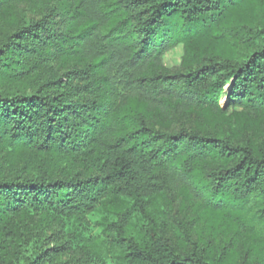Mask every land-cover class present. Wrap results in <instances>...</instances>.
Returning <instances> with one entry per match:
<instances>
[{"label":"trees","instance_id":"obj_1","mask_svg":"<svg viewBox=\"0 0 264 264\" xmlns=\"http://www.w3.org/2000/svg\"><path fill=\"white\" fill-rule=\"evenodd\" d=\"M16 1L0 0V264H264V0L10 17ZM182 49L189 64L164 66ZM166 194L186 204L177 237L151 214ZM119 199L146 225L106 223L117 260H63L70 246L28 224Z\"/></svg>","mask_w":264,"mask_h":264},{"label":"rangeland","instance_id":"obj_2","mask_svg":"<svg viewBox=\"0 0 264 264\" xmlns=\"http://www.w3.org/2000/svg\"><path fill=\"white\" fill-rule=\"evenodd\" d=\"M49 1L17 0L10 5L7 13L10 17H16L18 13H25L27 17L36 18ZM172 50L163 56L164 66L173 69L182 66L183 63H190L188 56L183 60V49L181 56L177 59L170 55ZM223 102L224 98H221V104ZM151 205L153 206L151 214L160 221L163 220L167 231L173 237H177L179 227L176 219L182 218L183 223L188 220V215L184 213L186 204L166 194L158 198H152ZM122 215L128 217L136 230H140L146 225V220L140 217L135 211L132 201L128 199L104 203L89 214L63 216L60 222L50 221L42 217H30L28 218V224L32 230L45 233L46 236L52 235L56 242L70 246L69 253L63 257V260L70 257L79 258L84 254V251L92 248L94 251L100 250L105 253L113 261L118 258V247L111 242L109 237L111 231L106 227V223L116 220Z\"/></svg>","mask_w":264,"mask_h":264}]
</instances>
